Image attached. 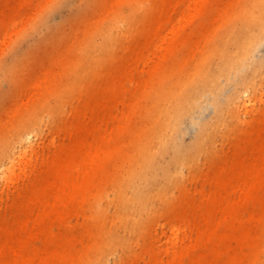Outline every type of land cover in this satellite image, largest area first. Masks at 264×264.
I'll list each match as a JSON object with an SVG mask.
<instances>
[{
	"label": "bare ground",
	"instance_id": "bare-ground-1",
	"mask_svg": "<svg viewBox=\"0 0 264 264\" xmlns=\"http://www.w3.org/2000/svg\"><path fill=\"white\" fill-rule=\"evenodd\" d=\"M54 1L0 0L8 5L0 9V48L12 46L41 14L29 18L28 6L43 11ZM64 6L83 20L81 30L70 33L77 43L51 60L60 69L36 81L40 103L20 109L21 118L0 132L7 208L59 212L90 204L100 215L115 208L119 223L102 232L83 264H107L117 246L134 264H264V108L248 128L241 115L251 105L249 94L258 96L264 86V0H68ZM21 64L19 56L1 66L0 82L19 83L14 74ZM137 70L142 104L135 102L110 131L101 124L100 145L93 148L99 120L118 117L115 102ZM46 116L60 122L65 136L54 135L51 155L36 165L32 138ZM233 132L244 133L243 140L220 157L218 138ZM202 157L212 187L200 188L192 202L184 178ZM82 160L88 166L81 172ZM177 190L182 196L174 204ZM158 208H177L166 245L154 238L144 248L148 257L132 252L129 232L142 231ZM20 224L15 232L0 223V264L8 255L28 259L34 228L45 226V218ZM192 228L196 235L188 240ZM55 234L50 227L46 236ZM81 239L60 241L80 247ZM63 257L57 248L49 259L60 264Z\"/></svg>",
	"mask_w": 264,
	"mask_h": 264
},
{
	"label": "rangeland",
	"instance_id": "rangeland-1",
	"mask_svg": "<svg viewBox=\"0 0 264 264\" xmlns=\"http://www.w3.org/2000/svg\"><path fill=\"white\" fill-rule=\"evenodd\" d=\"M66 1L68 2V0H55L53 3L48 4L43 11L41 7L35 5L28 6L29 18L41 13L37 17L36 23L34 22L35 25L33 24L30 28H27L12 46L11 44L8 46L2 45L0 48V78L2 77L1 66H9L16 58L22 57L21 70L17 71V74H14L15 78H19L18 80L22 78L20 82L13 85L9 84L5 79H3L2 83L0 82V99L7 96L5 99L0 100V132L7 128L10 122H15L21 118L20 115L23 113L20 112V109H29L40 103V88L36 86V81L45 74L46 70L60 69L59 64L57 62L52 63L51 60L66 56L69 48L77 43L78 38L76 36H73L75 38H71L70 33L74 30H81L83 20L81 18L76 19L73 7L64 6ZM7 6L6 3H2L0 9L6 10ZM209 9L210 6L208 5L207 10ZM93 11L94 9L91 10V12ZM29 18L22 20L20 25H25V22ZM39 28L42 30L38 31ZM148 74L149 69L146 68L145 75L148 76ZM138 76L137 70L134 73L132 81L130 82L128 79L125 82L126 90L122 92V101L115 102V114L118 117L116 118L113 115L106 121L102 118L99 120V130L94 131L93 148L100 145L101 124L103 128L106 126L110 131L117 124L118 118L124 112H132L135 102L142 104L144 100L142 96L143 89L137 81ZM26 81L29 83H26ZM257 94L258 96L249 94L253 98L248 109L246 107L241 108L242 117L249 119L244 128H248L251 121L257 117L255 116L257 115V111L264 108V86H259ZM79 104L78 100L73 101V105ZM59 124L60 122L57 123L50 116H46V121L39 126L36 131L38 135L32 138V143L34 144L32 163L38 161L36 165H40L42 161L51 155L53 146L50 141L54 135H57L60 141L64 139V131L58 128ZM190 137L191 133L188 132L185 135L184 141L189 140ZM243 138L244 133L240 132L230 133L226 138L220 136L217 140V154L221 157L231 153ZM26 144L28 147L30 143L27 142ZM20 158L17 154L15 161H18ZM207 161L209 160L207 159ZM86 166H88L87 162L82 160L79 166L82 169L81 172ZM209 166L205 158L202 157L201 162L194 167L193 171L186 169L183 184L184 190H182L186 192L187 195H185L190 198V201L195 202L198 200L200 188L203 187L208 192L210 191L212 185L206 179V173L210 171ZM77 174L78 172L75 170L74 176L76 177ZM24 178L21 179V183ZM8 183L6 178L0 177V223L7 224L13 231L17 232L21 229V220H25L27 224L32 225L34 220H37L40 216H44L45 226H42L39 230L34 228L37 234L28 247L27 257L28 259L31 258L30 260L25 259L21 261L17 257L8 255L5 257L6 264H52V260L49 257H51L57 248H60L67 256L60 260V264H83L85 258L96 249L95 242L101 237L102 232L108 230L113 224L119 223L118 219L113 220L115 208H109V214L107 215H100L97 208H91L90 204H86L85 206L82 204V207L77 204L76 208H62L59 212H47L49 211L47 208H20L12 212L7 208L10 202L6 189ZM15 186L16 184H12L10 190ZM182 190L175 192L174 204L179 202ZM176 209L158 208L156 213L147 221L142 231L136 233L129 232L128 241H130L129 246L131 251L145 253L148 257V253L144 252V248L154 238H157L158 244L166 245L167 239L171 235V223L176 222ZM190 219L192 223L193 218ZM50 227L56 234L48 238L46 235L49 233ZM1 232L3 235L6 233L5 230H1ZM69 235L81 237L84 245L76 247L73 244L60 241ZM195 235V228L189 229L188 240L195 237ZM68 252L71 253L70 256H68ZM131 255L130 252L124 253L122 247L117 246L114 249V253L107 257V264H134ZM165 257H167L166 254Z\"/></svg>",
	"mask_w": 264,
	"mask_h": 264
}]
</instances>
